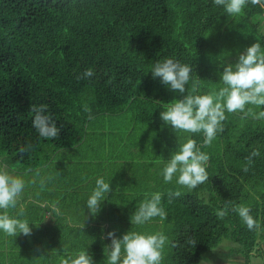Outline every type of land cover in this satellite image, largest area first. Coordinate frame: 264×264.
<instances>
[{
	"label": "trees",
	"instance_id": "16d2710c",
	"mask_svg": "<svg viewBox=\"0 0 264 264\" xmlns=\"http://www.w3.org/2000/svg\"><path fill=\"white\" fill-rule=\"evenodd\" d=\"M258 18L264 19V8L249 3L242 14L230 17L213 0H0V168L11 175H34L48 169L52 176L57 155L82 145L88 126L106 116L127 114L137 127L165 124L160 113L182 100L192 85L185 86L184 94L171 90L160 78H153L154 64L166 58L188 64L198 86L194 94L218 91L223 86L224 66L235 65L254 43L259 42L264 50V34L254 23ZM89 68L95 72L91 79H76ZM33 104L48 106L45 114L61 128L58 138H42L33 128L29 112ZM225 115L223 131L210 146L203 145L202 133L177 131L172 126L166 130L173 142L166 163L187 139H194L210 157L209 180L194 190L162 178L159 191L141 184L130 196L118 190L112 178L102 177L111 188L105 200L113 205L93 216L85 201L95 187L96 173L105 169L103 160L100 164L91 160L86 168L78 166L85 173L81 179L56 180L71 190L67 199L58 202L59 207L47 204L52 197L47 186L41 191L25 186L20 200L24 215L17 216L20 204L10 215L27 221L41 217L32 220L38 230L34 240L28 241L38 249L25 253L17 245L19 252L8 258L9 264H61L83 249L94 264H107L110 226L97 222L105 215L117 217L122 224L115 226L117 238L129 231L167 236L170 243L162 264H202L224 241L232 244L233 253L246 264L264 262V120L242 119L239 113ZM28 145L31 148L19 153ZM257 148L261 155L246 173L245 158ZM106 150L104 141L100 158ZM60 169L63 175L68 171ZM84 183L86 189H82ZM176 191L181 196L169 203V193ZM156 192L162 194L167 219L132 225L130 217L140 205L137 198L150 199ZM236 205L251 208L260 230H248L231 211ZM225 208L228 215L218 219L216 212ZM49 216H65L71 222L47 221ZM6 245L15 247L0 235V247Z\"/></svg>",
	"mask_w": 264,
	"mask_h": 264
},
{
	"label": "clouds",
	"instance_id": "9594fccd",
	"mask_svg": "<svg viewBox=\"0 0 264 264\" xmlns=\"http://www.w3.org/2000/svg\"><path fill=\"white\" fill-rule=\"evenodd\" d=\"M213 3L222 6L230 17L242 14L249 3L264 8V0H213ZM192 71L190 65L172 58L156 62L151 71L154 79L160 78L162 84L180 94L185 93L186 85L190 83L192 85L191 91L188 90L182 100L170 103L165 111L160 113V118L174 130L191 134L202 133L203 145L210 146L217 133L223 131L226 112L242 114V119L251 116L264 120V50L259 42L240 54L235 65L224 66L220 77L223 86L218 91L213 90L205 95L194 94L198 91V86L192 77ZM94 75V70L89 68L77 75L76 79H91ZM47 107L45 104L31 106L29 112L33 114L32 126L40 137L55 139L59 137L61 128L57 127L50 114H45ZM254 108L260 110L254 111ZM85 111L90 109L85 108ZM29 148L31 145L21 147L18 151L24 154ZM260 155L258 148L253 149L245 158L243 171L247 173L254 164V158ZM209 159V155L200 150L194 139H187L172 153L161 175L165 183L175 180L178 186L191 191L209 180L206 171ZM36 176H40L39 171L36 172ZM40 183L43 186L44 181L41 180ZM25 186L23 178L11 175L0 168V231L10 237L20 234L30 236L32 233L30 223L26 219L9 215V210L17 209L20 204ZM110 191V183L105 182L102 177L96 179L92 194L86 201V207L91 215L99 213L105 194ZM180 196V191L169 193V203L172 198ZM228 211L227 208L218 210L217 218L224 219ZM231 211L238 214L248 230H260L261 225L252 216L250 207L236 205ZM23 215V205L20 204L17 216ZM157 217L161 221L167 219V213L162 206V194L159 192L151 194L150 199L141 202L131 215L130 221L132 225H143ZM107 237L111 239V245L106 247L107 264H162L164 248L170 243L168 237L159 232L146 235L129 231L122 238H117L115 231H112L107 233ZM189 243L196 246L194 240ZM61 264H94V260L86 250H82L75 257L62 259Z\"/></svg>",
	"mask_w": 264,
	"mask_h": 264
},
{
	"label": "crops",
	"instance_id": "0c3cea01",
	"mask_svg": "<svg viewBox=\"0 0 264 264\" xmlns=\"http://www.w3.org/2000/svg\"><path fill=\"white\" fill-rule=\"evenodd\" d=\"M127 114H121V115H110L106 116V120L108 119H123L125 122H127L126 118ZM131 126L126 131L125 135H121L119 133L118 129H115L114 126L110 127L109 129L100 127V121H96L92 123L94 125V128L91 127L92 124L88 126L87 135H95L97 133L103 135L104 141L107 143V140H118V147L117 151L110 152L109 151V145L107 143V150L105 151L104 158H100L99 154H96V157L93 156V161L96 164H100V160H103L102 168L103 171H100V175L96 173V179L101 177H110L113 179V183L117 185L118 190L124 191L127 195L134 196L133 192L134 189L139 187V185L144 184L145 188H152L156 191L160 190L161 182H162V169L166 165V158L170 149L171 144L173 143L170 139V135L164 133L162 136L156 132V130H161L162 125L158 127V125L153 126H144V127H137L136 124L133 122V120L129 121ZM111 123V122H110ZM160 128V129H159ZM138 133L139 139L135 141V143L127 147V137ZM157 138L162 139L161 143H154ZM169 142V143H168ZM171 143V144H170ZM81 145L78 146L76 149H80ZM119 155V156H118ZM82 163L83 167H88V164L91 163L88 159L85 158V156H82ZM115 158V159H114ZM113 159V163L115 166H117V169L109 170V168L106 166L107 161H111ZM107 179L105 180V182ZM64 183V182H63ZM24 193H22L23 195ZM22 198H20L21 200ZM52 199L49 198L47 200L50 201ZM114 199V198H113ZM112 200V199H111ZM145 199L141 196L137 198L136 203H141ZM108 200H104L101 203V209L103 207H107L109 204L112 206L113 203H107ZM50 204V203H47ZM52 205V204H50ZM59 207L58 203L55 204ZM55 205H53V208H55ZM13 209L9 210V215L12 212ZM14 218H18L16 215H10ZM39 217H29V227L32 230V233L30 236H24L23 234H20L16 237H10L4 234L2 231H0V235L3 236V238H6L7 241H12L15 247L6 245L4 247H0V259H4V262H0V264H9L8 258L13 256V253L19 252L16 246L18 245L19 249H23L25 253H28V251H32L33 249H38L37 244L35 243H28L30 240H34L35 232L38 230V226L33 224L32 220H38ZM43 220V219H42ZM47 221H56L61 220L65 222L64 224H67V222H71V218H67L65 216L62 217H51L49 216V219H46ZM40 222V221H39ZM99 224H103L105 221L102 219L97 220ZM107 225V222H105ZM62 251H70V249H62ZM79 250V249H78ZM86 250V249H83ZM82 251V250H80ZM75 257V256H74Z\"/></svg>",
	"mask_w": 264,
	"mask_h": 264
},
{
	"label": "rangeland",
	"instance_id": "374dc122",
	"mask_svg": "<svg viewBox=\"0 0 264 264\" xmlns=\"http://www.w3.org/2000/svg\"><path fill=\"white\" fill-rule=\"evenodd\" d=\"M255 24L260 26L261 32L264 34V19L258 18L254 21ZM130 118H128L127 122L123 119H108V120H101L100 121V127L109 129L110 127L114 126L115 129L119 130V133L121 135H125L126 131L130 128ZM111 122V123H110ZM171 130V125L164 124L162 125V129L156 130L157 133H159L161 136L164 133H168L166 130ZM139 134L134 133L127 137V147L132 146L137 139H139ZM182 135H180L181 137ZM104 142L103 135L97 133L95 135H88L86 136L85 141L81 145L80 149H65L62 150L58 155L57 159L54 162V171L52 174L49 175V170L45 169L43 172L40 173V176L37 177L36 174H21V173H14V176H19L23 178L26 182V186H37V188L41 191L44 186H47L48 192H52V199L48 201V203L55 205L58 202H63L64 198L67 199L71 194V190H65L63 186H61L60 180L65 179L64 181L66 183H70L69 180H73L76 178H82L85 173L84 169L79 168L78 166H83L82 163V156H85L86 159L89 161L93 160V156L96 157V154L99 153L100 148ZM162 139L157 138V140L154 143H161ZM107 143L109 145L110 152H115L118 147V140H107ZM119 156V155H118ZM115 159V158H114ZM96 164V163H94ZM106 166L109 168V170L117 169L118 167L115 166L113 163V159L111 161L106 162ZM66 168L68 171L62 174V170L60 168ZM86 168V166H85ZM71 170V171H70ZM60 179L56 181L57 179ZM43 180V186L41 185L40 181ZM72 186V185H71ZM85 187V189L88 187L87 183L82 184V189ZM81 188V187H79ZM25 190V189H24ZM72 191H75L73 189ZM33 193V190L31 191ZM34 200V199H33ZM87 201V200H86ZM85 201V205H86ZM50 210V209H49ZM42 213V212H41ZM103 221L107 222L109 229L108 232H112L117 229L118 227L122 226V224H119V220L117 217L109 218L108 216H104L102 218ZM113 224V225H112ZM112 225V226H111ZM117 234V233H116ZM108 238V237H107ZM109 245V244H108ZM262 248L264 250V243H262ZM232 244L227 243L224 241V243L221 245L220 249L213 251L209 254V256L205 257L202 264H246V261L243 257L236 256V254L232 251ZM231 251H230V250ZM166 248H164L165 253ZM230 251V252H229ZM251 264H264L262 260H252Z\"/></svg>",
	"mask_w": 264,
	"mask_h": 264
}]
</instances>
